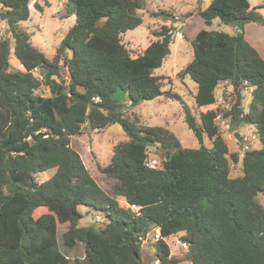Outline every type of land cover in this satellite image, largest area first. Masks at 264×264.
<instances>
[{
  "label": "trees",
  "instance_id": "1",
  "mask_svg": "<svg viewBox=\"0 0 264 264\" xmlns=\"http://www.w3.org/2000/svg\"><path fill=\"white\" fill-rule=\"evenodd\" d=\"M30 1L0 0L6 25L0 34V264H71L59 250L57 223L68 224L61 233L65 248L83 243L85 264H143L139 238L151 227L159 230V264L178 262L165 240L178 232L190 264H264V207L257 201L264 192V59L243 31L246 23L264 25L258 6L210 0L199 11L206 25L217 17L237 32L201 28L191 40L192 59L181 75L196 83L197 116L184 105V121L199 140L206 134L211 146L184 147L165 127L136 126L124 115L125 103L114 97L118 90L132 106L162 93L180 99L163 92V76L153 74L170 51V27L156 31L159 38L137 56L120 41L141 23L143 0H67L75 23L51 58L17 29L29 17ZM10 38L23 70H10ZM36 68L41 78L33 74ZM222 81L231 84L235 100L221 113L214 104ZM41 85L49 95L35 92ZM244 85L252 87L247 111L241 105ZM220 113L233 128L253 124L261 146L241 157L229 153L216 123ZM116 123L128 139L115 143L108 163L99 166L115 180L109 194L70 137L84 127ZM151 146L161 151L159 167L146 164ZM230 160L241 161V175L230 176ZM48 169H54L48 179L36 180L37 172ZM79 205L102 211L105 225H79ZM40 207L47 211L38 213Z\"/></svg>",
  "mask_w": 264,
  "mask_h": 264
},
{
  "label": "rangeland",
  "instance_id": "2",
  "mask_svg": "<svg viewBox=\"0 0 264 264\" xmlns=\"http://www.w3.org/2000/svg\"><path fill=\"white\" fill-rule=\"evenodd\" d=\"M210 0H143L144 6L137 11L141 17V23L135 28L128 29L120 35V41L129 51L131 56L141 54L146 46L153 40L158 39L156 31L161 27L171 28L172 40L169 46V53L164 58L162 64L153 69V74L163 76L161 90L163 92L171 91L180 96V99L168 97L162 93L151 100L141 101L132 106L128 99L120 91L114 93V97L125 103L124 115L134 122L136 126L159 125L171 131L184 147H198L201 144L210 147L211 140L203 134L199 140L193 132L187 127L184 121V105L189 111L197 116V108L194 100L196 83L185 74L181 75L185 65L192 59L191 40L196 32L201 28L224 31L229 34H235L237 28L233 25L223 23L219 18L212 19L209 25H206L199 11L204 9ZM250 6H258L256 10L264 16V0H248ZM34 2L41 5L38 10ZM69 4L67 0H31L29 2V17L17 25V29L24 30L28 35L31 44L39 49L47 58H51L56 51L57 46L66 34L67 30L75 23V13L68 12ZM2 6L0 5V11ZM173 15L168 19L162 12ZM6 32L4 21L0 20V34ZM246 33L253 35L264 44V26L259 23H249L246 25ZM11 40V49L9 53L10 70H23V66L13 50V39ZM64 71V69H63ZM33 74L41 78L40 70L34 69ZM252 87L244 85L241 90V105L244 111L249 108L251 100ZM38 94L49 95L46 86L41 85L35 91ZM216 103L214 106L224 112L228 110L235 100V95L231 84L228 81H222L215 89ZM219 114L216 123L219 126L220 133L227 143L228 152H238L239 157L242 151L247 149L259 148L261 146L253 124H240L236 127L229 125V119ZM137 120V121H134ZM238 132L240 139L234 136ZM128 137L125 135L121 125L112 124L103 129L83 128L82 132L70 137L71 146L79 153L85 167L90 175L95 179L98 185L111 194V186L114 179L105 175L99 166H103L110 160L113 146L119 141H125ZM149 154L146 162L154 161L155 167L161 166V151L154 146L148 148ZM54 172V169H48L37 172L35 178L38 181L48 179ZM230 176L235 177L242 174L241 161L232 162L230 160ZM122 203V198H116ZM257 201L264 207V192L257 194ZM78 210L81 213L79 225H92L96 228H102L106 223V217L102 211L96 210L87 205H79ZM45 207L37 209L38 213L46 212ZM67 223H57L56 238L58 247L67 257L71 264H85L84 245L78 242L72 248H65L62 245L61 233L67 228ZM183 232L172 234L165 238L169 248V256L178 260L176 264H190L186 258L187 243L181 240ZM159 236V230L151 227L150 230L141 236L140 256L143 264H156L155 242ZM159 264V261H158Z\"/></svg>",
  "mask_w": 264,
  "mask_h": 264
},
{
  "label": "crops",
  "instance_id": "3",
  "mask_svg": "<svg viewBox=\"0 0 264 264\" xmlns=\"http://www.w3.org/2000/svg\"><path fill=\"white\" fill-rule=\"evenodd\" d=\"M252 23V22H250ZM249 23H246L244 25L243 31H244V37L245 39L252 45L255 47V49L258 51V53L260 54V56L264 59V44L261 40H259L258 38H255L253 35L246 33V25ZM264 26V25H263Z\"/></svg>",
  "mask_w": 264,
  "mask_h": 264
},
{
  "label": "built area",
  "instance_id": "4",
  "mask_svg": "<svg viewBox=\"0 0 264 264\" xmlns=\"http://www.w3.org/2000/svg\"><path fill=\"white\" fill-rule=\"evenodd\" d=\"M146 164H148L149 166L155 167L154 161H152L151 163L147 162ZM129 207L134 211L137 210V208H138V206L136 204H130ZM140 239H141V237H140ZM156 264H158V261L156 262Z\"/></svg>",
  "mask_w": 264,
  "mask_h": 264
},
{
  "label": "water",
  "instance_id": "5",
  "mask_svg": "<svg viewBox=\"0 0 264 264\" xmlns=\"http://www.w3.org/2000/svg\"><path fill=\"white\" fill-rule=\"evenodd\" d=\"M234 136L237 137L238 139H240V135L238 132H234ZM242 153H244V151Z\"/></svg>",
  "mask_w": 264,
  "mask_h": 264
},
{
  "label": "clouds",
  "instance_id": "6",
  "mask_svg": "<svg viewBox=\"0 0 264 264\" xmlns=\"http://www.w3.org/2000/svg\"><path fill=\"white\" fill-rule=\"evenodd\" d=\"M243 151H245V150H243ZM243 151H242V152H243ZM242 154H243V153H242Z\"/></svg>",
  "mask_w": 264,
  "mask_h": 264
}]
</instances>
